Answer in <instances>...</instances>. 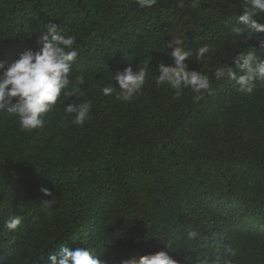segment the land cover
Returning a JSON list of instances; mask_svg holds the SVG:
<instances>
[{
    "label": "trees",
    "instance_id": "1",
    "mask_svg": "<svg viewBox=\"0 0 264 264\" xmlns=\"http://www.w3.org/2000/svg\"><path fill=\"white\" fill-rule=\"evenodd\" d=\"M179 3L142 10L135 0H0V62L38 51L45 26L55 24L75 36L71 79L85 78L84 97H61L32 133L0 112V264H47L61 246L107 264L159 251L177 264H264V87L245 95L234 81L212 78L225 63L241 74L231 61L241 52L255 49L264 60V33L230 35L244 0ZM255 19L264 24V14ZM173 38L213 49L206 61H185L210 76L212 94L195 101L190 90L176 98L157 87ZM129 64L149 67L140 93L130 103L103 95L115 84L110 71ZM83 100L92 109L80 127L64 107ZM52 198L48 214L41 206ZM14 214L24 219L8 232ZM189 231L198 238L189 241Z\"/></svg>",
    "mask_w": 264,
    "mask_h": 264
},
{
    "label": "clouds",
    "instance_id": "2",
    "mask_svg": "<svg viewBox=\"0 0 264 264\" xmlns=\"http://www.w3.org/2000/svg\"><path fill=\"white\" fill-rule=\"evenodd\" d=\"M139 9L153 8L158 0H135ZM199 0H191V7L197 8ZM179 7H185V0H180ZM259 14H264V0H244L241 14L236 18L240 26H233L230 35L233 38L250 39L264 33V24L255 19ZM46 33L41 37V47L38 51L27 50L16 61L6 65L0 62V112L14 116L22 132L32 133L42 128L45 116L53 111L61 97L69 99L75 97L79 100L84 97V75L71 79L72 66L78 57L75 47V36L65 33L55 24L45 26ZM264 47V41L260 42ZM165 48L172 63L160 62L157 65L158 75L155 76L157 87L165 86L174 90L175 97L179 98L184 90H190L195 101L202 99L203 93L212 94L211 78L199 70H190L185 61L195 56L196 61H206L213 49L205 44L195 51L185 45L179 38H173ZM236 65L237 71L228 66V63L217 66L212 73V78L221 81L228 78L234 81L238 90L245 95H252L258 87H264V60L258 59L255 49L241 52L231 60ZM111 73V81L102 88V94L111 96L122 103H130L134 96L139 94L149 80L150 71L147 64L137 67L134 71L129 64L124 70ZM92 103L83 100L80 103L66 104L64 111L73 116V124L84 126L90 119ZM45 197L52 193L42 188ZM54 198V197H53ZM45 200L41 209L51 214L55 203L54 199ZM23 216L10 215L4 221V228L8 232H15L21 226ZM198 233L189 231L187 239L194 241ZM165 245V244H164ZM165 247L172 248L171 241ZM43 259V257H41ZM47 264H107L96 254L84 249L70 250L61 246L55 253L48 256ZM124 264H177L168 252L159 251L139 257H133ZM201 264H206L202 261Z\"/></svg>",
    "mask_w": 264,
    "mask_h": 264
}]
</instances>
